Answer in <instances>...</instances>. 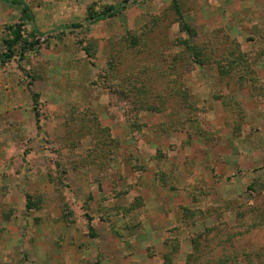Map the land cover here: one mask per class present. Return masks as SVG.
<instances>
[{
  "label": "rangeland",
  "instance_id": "obj_1",
  "mask_svg": "<svg viewBox=\"0 0 264 264\" xmlns=\"http://www.w3.org/2000/svg\"><path fill=\"white\" fill-rule=\"evenodd\" d=\"M22 1L36 37L0 0L21 262L44 258L29 250L44 235L61 264H186L196 246L202 262L264 264V0Z\"/></svg>",
  "mask_w": 264,
  "mask_h": 264
},
{
  "label": "crops",
  "instance_id": "obj_2",
  "mask_svg": "<svg viewBox=\"0 0 264 264\" xmlns=\"http://www.w3.org/2000/svg\"><path fill=\"white\" fill-rule=\"evenodd\" d=\"M246 9H248L247 6ZM9 152L10 151L7 150L6 147H0V264H61V262H57L55 258L57 251L55 249L54 251L49 250L44 244H42V240L47 239L44 238V235L42 236L43 238H38L39 243L35 245V248L31 247L29 249L30 251H35L36 253L41 252L44 257L42 260H34L32 258L33 261L25 260L23 263L21 262L22 258L14 252V249L17 247L16 243L18 242V236L14 234L16 232L14 230V224L17 223L18 225H21V223L25 222L28 218L24 215V210H22L20 213L14 212L12 215V221H7L8 212H6V210L10 209L8 206H11L13 200L15 199L14 196H16L21 189L18 188L17 184L13 183V180H10L9 178V170L13 168L12 162L8 163L9 158H7V156ZM6 186H9V188L6 189ZM39 212L43 213V216H48L47 212L43 210H39ZM71 248L73 249L72 246H67V249L64 247L61 251L63 253L68 251L69 253L72 250ZM11 252L12 254H10ZM67 259L66 261H63L62 264H68Z\"/></svg>",
  "mask_w": 264,
  "mask_h": 264
},
{
  "label": "trees",
  "instance_id": "obj_3",
  "mask_svg": "<svg viewBox=\"0 0 264 264\" xmlns=\"http://www.w3.org/2000/svg\"><path fill=\"white\" fill-rule=\"evenodd\" d=\"M1 1L5 4H8V5L22 7V13H23L24 17L33 26V37L40 35L39 30L35 26L34 16L32 15L28 5L24 1H22V0H1ZM124 9H125V6H123L121 8H110L109 10L100 14L99 16H94V17L89 18L88 20H86V24L92 25L94 23H99V22L106 20V19L114 18V17L118 16ZM82 27L83 26H81V25H77V26H74L72 28L71 27L62 28V30L63 31H74V30H79ZM21 40H22V26L18 25L12 29V39L6 41V43H5L7 52H6V54H4V56L2 58L3 59L2 62L6 61L7 59H11L14 56L13 48ZM30 45L33 46L34 44L32 43ZM29 201H30V199H29ZM29 201H28L27 207H28V210H31L32 208L30 205L32 203ZM195 245H198V241L196 243H194V246ZM202 258H203V252H202V250H200V248L198 246H196L194 253L192 255L188 256L186 264H227L225 260L218 261V262H214V261L211 262L208 260L207 262H202ZM166 259H165L163 264H174V262L171 259H169L168 261Z\"/></svg>",
  "mask_w": 264,
  "mask_h": 264
}]
</instances>
